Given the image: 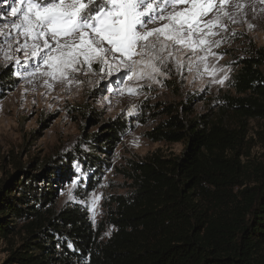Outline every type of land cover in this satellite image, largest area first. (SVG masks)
Masks as SVG:
<instances>
[{
	"label": "trees",
	"instance_id": "16d2710c",
	"mask_svg": "<svg viewBox=\"0 0 264 264\" xmlns=\"http://www.w3.org/2000/svg\"><path fill=\"white\" fill-rule=\"evenodd\" d=\"M233 60L231 90L217 96L212 111L193 113L203 95L194 93L161 109L164 119L145 136L183 149L128 161V191L111 196L105 240L86 211L57 210L54 200L75 177L72 163L89 172L85 188H93L110 168L126 119L94 120L96 131L83 130L62 162L25 167L4 182L0 237H20L9 264H264V162L242 160V134L225 122L227 115L241 128L245 119L264 121V50L248 40ZM12 74L0 69V99L16 84Z\"/></svg>",
	"mask_w": 264,
	"mask_h": 264
},
{
	"label": "rangeland",
	"instance_id": "374dc122",
	"mask_svg": "<svg viewBox=\"0 0 264 264\" xmlns=\"http://www.w3.org/2000/svg\"><path fill=\"white\" fill-rule=\"evenodd\" d=\"M242 3L244 15L236 13L238 22L232 23L225 18L226 29L221 28L219 35L211 37L220 40L218 47L197 48L191 62L187 59L190 50L185 47V55L179 57L184 66L178 69L176 60L171 59L168 68L156 75V80L136 76L127 79L115 72L108 76L107 70L102 71V66L93 63L91 71L85 65L81 72L74 73L75 82L61 84L50 80L52 87H48L43 81L49 77L40 72L30 74L38 61L31 60L26 67H21L0 57V69L11 67L16 80L14 88L0 99V186L25 167L35 169L40 162L49 160H54L50 163L52 166L62 162L80 146L83 130L96 131L94 120L126 119L129 127L109 157L110 168L97 175L99 180L93 188H85L89 172H82L80 165L72 163L75 177L61 185L54 200L57 210L79 207L86 211L93 228L104 229L100 239L105 240L110 234L105 219L109 209H113L111 196L128 191L129 181L124 174L128 161H140L155 152L170 157L183 149L180 142H152L145 136L164 119L161 109L185 101L194 93L203 95L201 100L192 102L193 113L212 111L210 105L217 96L231 90L228 81L234 71L235 55L240 54L248 40L264 50V12L261 11L264 2L255 0L253 4L252 0H242ZM7 10L8 5L0 0V12ZM13 19L10 15L0 17V25L9 24L10 27ZM156 26L149 24L148 28ZM17 56L23 65V53ZM41 71H46V66L41 65ZM88 117L93 120L88 121ZM225 122L242 134V160L252 166L264 162V121L245 119L241 128L234 117L227 115ZM70 191L72 200H69ZM19 242L16 233L0 237V264H9L10 252Z\"/></svg>",
	"mask_w": 264,
	"mask_h": 264
},
{
	"label": "snow or ice",
	"instance_id": "6c2138e0",
	"mask_svg": "<svg viewBox=\"0 0 264 264\" xmlns=\"http://www.w3.org/2000/svg\"><path fill=\"white\" fill-rule=\"evenodd\" d=\"M4 3L8 10L0 12V17L10 15L14 19L10 27L0 25V57L21 67L31 60L38 61L30 74L40 72L49 77L43 81L48 87H52L50 80L61 84L75 82L74 73L81 72L85 65L91 71L93 63L102 66V71L107 70L108 76L115 72L127 79L136 76L156 80L171 59L176 60L178 69L184 66L179 57L185 55V47L190 50L187 55L190 62L197 48L218 47L220 40L211 37L219 35L221 28L226 29L224 19L236 23V13L244 15L242 0H4ZM149 24L157 26L149 29ZM17 53H23V65ZM41 65L46 66V71H41ZM188 70L191 71L190 66ZM72 199L70 191L69 200Z\"/></svg>",
	"mask_w": 264,
	"mask_h": 264
}]
</instances>
